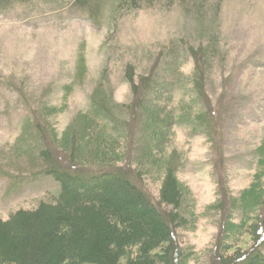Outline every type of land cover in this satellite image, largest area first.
Returning <instances> with one entry per match:
<instances>
[{"label": "rangeland", "instance_id": "374dc122", "mask_svg": "<svg viewBox=\"0 0 264 264\" xmlns=\"http://www.w3.org/2000/svg\"><path fill=\"white\" fill-rule=\"evenodd\" d=\"M129 72L135 83L148 77L167 110L211 123L206 133L199 120H178L167 146L186 219L174 231L179 264H214L218 252L260 242L264 253L255 237L264 226V0H0V218L57 198L44 169L66 164L65 130L101 95L121 118L114 105L132 99ZM87 126L80 135L95 137ZM154 173L138 183L157 203Z\"/></svg>", "mask_w": 264, "mask_h": 264}, {"label": "trees", "instance_id": "16d2710c", "mask_svg": "<svg viewBox=\"0 0 264 264\" xmlns=\"http://www.w3.org/2000/svg\"><path fill=\"white\" fill-rule=\"evenodd\" d=\"M127 1L136 5L141 0ZM173 44L167 47V55ZM180 49L191 54L197 67L198 50L188 45ZM170 67L165 62L166 73ZM130 73L126 80L132 99L114 105L118 115L125 116L112 119L111 101L101 95L76 117L87 128V123L93 127L95 137L94 133L80 135V123L65 130L59 144L67 149L62 153L66 164L48 161L44 169L59 184L57 198L0 218V264H120L121 260L122 264H179L174 231L186 219L177 212L182 188L174 154L167 146L178 120H199L206 133L211 123L202 114L191 118L183 109L181 114L167 110L162 100L151 95L154 86L149 78L135 83ZM202 73L192 77L197 89ZM47 152L41 151L45 159ZM151 169L160 177L157 203L138 183ZM163 204L171 209L161 208ZM262 224L255 230L256 241H264ZM260 243L235 256L218 252L214 264H264Z\"/></svg>", "mask_w": 264, "mask_h": 264}]
</instances>
